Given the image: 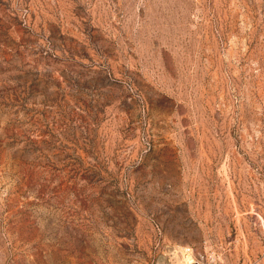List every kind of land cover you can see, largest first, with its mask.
Returning a JSON list of instances; mask_svg holds the SVG:
<instances>
[{
    "label": "rangeland",
    "instance_id": "374dc122",
    "mask_svg": "<svg viewBox=\"0 0 264 264\" xmlns=\"http://www.w3.org/2000/svg\"><path fill=\"white\" fill-rule=\"evenodd\" d=\"M0 264H264V0H0Z\"/></svg>",
    "mask_w": 264,
    "mask_h": 264
}]
</instances>
